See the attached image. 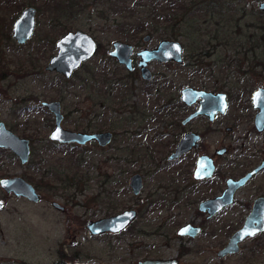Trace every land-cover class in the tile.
Returning a JSON list of instances; mask_svg holds the SVG:
<instances>
[{
    "label": "rangeland",
    "instance_id": "374dc122",
    "mask_svg": "<svg viewBox=\"0 0 264 264\" xmlns=\"http://www.w3.org/2000/svg\"><path fill=\"white\" fill-rule=\"evenodd\" d=\"M185 1L0 0V122H4L15 135L28 139L32 149V157L26 166L21 165L9 150L0 149V179L22 177L42 196V201L35 204L8 195L0 188V200L5 205V209L0 211V264H56L60 261L63 264H133L126 256L129 237L107 235L95 238L88 233L87 224L125 210H141L142 221L136 227L146 224L150 232L152 225L168 224L171 227L169 233L166 231L170 236L168 238L172 239L177 227L206 222L197 206L219 190V186L216 189L197 183L193 186L191 183L198 156L205 152L214 155L215 149L226 147L228 155L217 161L218 173L223 179L241 176L264 160V156L259 161L255 157L259 150L264 154V133H258L254 127L251 95L230 104L228 114L214 124L198 121L182 127L181 121L192 109L183 116L175 114L176 111L171 108L164 109L172 99V92L176 94L186 86L196 87L207 82L203 63L195 69L200 72L196 75L190 74L185 64L153 63L150 69L155 78L153 82L146 83L142 81L139 70L129 75L125 68L109 57L116 41L137 46L138 50L152 49L162 40H172L171 35L175 32L190 42L200 40L202 46L209 42L208 37L213 39V47L218 43L215 40L217 36L224 42L227 37H238L240 33L245 36L244 43L246 37L254 33V27L258 28L260 22L264 24L261 20L264 18L259 19L261 16L253 14L258 11V3L264 0H220L217 4L221 11L230 9L224 7L230 3H241L235 8L241 10L243 7L245 18H242L244 13L241 11L222 12L223 21L218 18L213 20L209 29L206 22L209 20L200 19L199 24L195 23L200 15L193 12ZM191 1H205L203 5H208L207 0ZM59 4L63 11L56 10ZM120 6L123 8L117 9ZM30 7L37 10L35 31L31 40L21 46L13 37V26L21 13ZM188 18L193 24L186 37L181 33L186 31L185 20ZM237 22L240 26L235 28ZM229 30L233 31L231 37L227 35ZM76 31L90 34L99 43L100 49L95 58L84 64L70 80L47 72L50 59L57 54L56 42L65 34ZM146 36L151 37L149 43L143 42ZM230 40L229 46H234L235 41ZM188 46L184 52L185 63L189 62L187 57L191 58ZM232 52L229 50L220 54L228 57ZM257 55L263 57V50ZM216 57L217 54H213L205 62L212 65ZM262 69L259 67L256 70L258 83L249 88V93L258 86L264 87ZM109 76L112 80L116 78L127 83L126 87L117 89L115 102L107 111L111 121L116 122L118 133L122 134L115 144L105 154L92 145L84 151L76 147L52 145L50 135L55 119L41 103H62V125L65 129L92 131L101 125L93 123L97 113L103 116L104 112L93 109V96L90 89L84 88L83 82H106ZM164 81L170 84L165 85ZM134 89L138 93L136 96ZM124 100L131 106L136 105L135 109L142 105L146 111L153 112L157 104L160 110L156 117L147 121V131L141 136L133 135L136 126L131 127L129 120L127 124V118L121 121L118 118L130 110L124 107ZM174 104L180 112L182 108H178V103ZM171 121L174 127H170ZM184 128L186 132L202 131L203 142L181 163H168L167 158L184 135ZM130 131L132 135L127 134ZM86 153L93 162L82 167L80 157ZM118 159L131 160L132 163L118 165L122 162L114 163ZM140 171L145 185L141 197L136 198L129 184L131 177ZM262 180L257 179L237 195V204L210 222L223 234H219L214 241L209 238L208 241L203 236L195 243L196 247H206L204 253H195V264L202 263L204 256L212 257L213 253L216 258L215 253L224 234H228L232 226L242 225V220L250 213L254 190L262 188L257 186L262 185ZM54 202L62 205L64 212L53 208ZM211 244L215 246L209 247ZM168 251L170 255L174 254L171 249Z\"/></svg>",
    "mask_w": 264,
    "mask_h": 264
},
{
    "label": "flooded vegetation",
    "instance_id": "af4514ba",
    "mask_svg": "<svg viewBox=\"0 0 264 264\" xmlns=\"http://www.w3.org/2000/svg\"><path fill=\"white\" fill-rule=\"evenodd\" d=\"M208 1L213 2V3L220 2V0H207V2ZM186 2L189 3L190 6H196L199 4L202 5L205 3V1H202L201 3H199V2H195V1H191V0L190 1L186 0L185 3ZM259 3H258V5H259ZM206 22H208V21H206ZM195 23L199 24V22H197V21ZM255 28H257V26ZM174 34L176 36H179L176 34V32ZM144 38H143V42H144ZM180 39L181 38H177V39L172 38V40H170V41H175V42H179L182 44V46H183L182 63H179L177 61H169V62L161 63V62L155 60V61H152L148 64L149 69H150V65L153 63H158V64H162V65L173 63V64H176L178 66H182L183 64H185V67L187 68L188 72L190 74L196 75V74H200V72L195 71V69H197L203 63L204 64V73L206 75L207 82L202 84V85H197L196 87L186 86L183 89H185L187 87H192V88H195L198 90L213 92L216 95L224 94L227 96L226 98H227V102L229 105L228 110H227L225 115L218 114L216 116L215 120L211 121L209 117H207L205 115H201V114L198 115L197 114L201 108L200 107L201 99L194 100L195 102H193L192 104L189 105L185 101H183V99H182L183 89L179 92L180 94L179 93L175 94V92H172L173 93L172 97H171L172 99L170 100L168 98L170 100V102L166 103V105L164 106V109H167V108L170 109L171 108L174 111H176L175 114L177 113L180 116L186 115V113H188L192 109V112L186 118L185 117L183 118V120L180 123V126L187 127L191 123L194 124L198 121H203L204 123L208 122L209 124H214L215 122H217V120L219 118H221V117L223 118L228 114L230 104L237 103V99L239 101H241L242 98L246 95H251L250 101H251V105H252L253 93L257 89L264 88V87L258 86L255 91H251L250 93H249V88L251 86H253L254 84L258 83V78L255 77L256 70L259 69V67H262L263 68L262 70L264 72V64L262 65L259 62L258 58H256L254 56V54H246L247 47L242 48L240 46H237V47L231 48V49L223 48L220 51L213 52L212 47L209 43L206 42L204 47H199L198 43H195L194 45L196 46V48H194L193 54L190 53L191 58L187 57V59H189V62L185 63L184 52H185V47H187V45L185 42H183L182 39H181L182 41H180ZM150 41H151V37H150V40L148 42H144V43H149ZM97 44H98V51H99L100 45L98 42H97ZM217 44L219 45V43H217ZM129 45H131V44H129ZM132 46H133V53L130 57V59L132 61V66H133L132 71L128 70V68L125 65L120 64L117 58H113L110 55V52L114 49L113 45H112V50L109 51V57L111 59H113L115 62H117V64L121 68H125L129 75H131V74H133L139 70L140 75H141V79L143 82H146V83L153 82V80L155 78L154 74H153L152 80H150V81L145 80L142 76V68L139 65L140 62L142 61V57L139 56L138 53L145 51V50H148L149 48H144V49L138 50L137 46H134V45H132ZM219 48H222V47H219ZM219 48H218V50H219ZM153 49H155V47L152 49L150 48L149 50H153ZM195 50H196V52H195ZM229 50L233 51L231 55H229L228 57H222L221 56V54H220L221 52H228ZM257 52H259V50ZM97 53H96V55H97ZM213 54H217L216 62L213 63L212 65L206 63L205 59L207 57H212ZM95 56L93 58H95ZM215 68H218V70H216L214 73H212V71ZM220 68H227L228 72L221 73V71H219ZM239 68H241L240 73L238 72ZM216 74H218V76H216ZM237 75L239 77H237ZM122 82H123V84H121ZM263 82H261V83H263ZM126 84H127L126 82L118 80L116 78L112 80L110 76L108 77V80L106 82L97 81V83H96L94 81V86H93L94 89H93V94H92L93 103H94L93 109L102 110L104 112V115L101 116L97 113L96 119H95V121H93V123L101 124V125H99L100 127L96 128V129H92V131H90V130H85L83 132L82 131H75V132H81V133H86V134L106 133V132L111 133L113 135V139H112V142L108 146L102 147L99 145V143L96 140L91 141V142L87 143L86 145L59 144V143H55V142L51 141L53 143L52 145H56L58 147H64V146L76 147L79 151H84L85 149H87L88 146L92 145L94 147V149H98L99 151H102L103 154H105L106 153L105 151H108L109 147L113 146L115 144V142L117 141L118 137L120 135H122L121 133H118V130L115 128L116 122L111 121L112 117L108 116L107 111L110 110L112 104L115 102V99L117 97V89L118 88L121 89L122 87H126L127 86ZM164 84L167 85V84H170V82L164 81ZM102 85H104V88L100 89L99 87ZM165 85H163V86H165ZM228 85H233V86L239 87V89L237 92H236V90L234 91V89H232V91H229L226 88ZM213 87H217V88H213ZM224 87H225V89H220V88H224ZM160 94H161V92H160ZM134 95L135 96L138 95V93L135 92V89H134ZM96 96H98L99 98ZM128 101H129V99H128ZM124 102H125L124 107L126 109L128 108V110L129 109L130 110L127 111L126 113H123L121 116H118V118L120 121L123 120L124 118H127V121H126L127 124H129V121H130L131 127L136 126V129H135L136 132L133 135L141 136L142 134H144L147 131V121L149 122V119L156 117L157 114H159L160 110L157 109V104L155 105V111L148 112V110L146 111V109L143 108L142 105L138 109H135L136 105L131 106L130 102L128 103L125 100H124ZM127 103H128V106H127ZM174 103H178V108L179 107L182 108L180 110V112H177L178 110L176 107H174V105H175ZM252 108H253V105H252ZM62 109H63V106H62ZM254 112H255L254 127L258 133L263 134L264 131L259 132L255 126V118H256L258 111L254 110ZM54 119H55V116H54ZM106 119H109V121H107ZM63 121H64V119H63ZM63 121H62V124H63ZM62 127H63V125H62ZM170 127H174V125H172V121H171ZM54 129H55V127H54ZM66 130H68V129H66ZM184 130H185L184 135L179 139V141L175 145L173 152L167 158L168 163H174V164L181 163V161L183 159H185L187 155L198 150L201 146V143L203 142L202 131L192 130V131L186 132L185 128H184ZM127 134L132 135V131L128 132ZM188 135H197L198 136V138H199L198 146L193 147L190 151L185 152L179 158H177L175 160H171L170 158L176 153L177 147H178V144L180 143V141ZM223 149L226 150V152L222 155H219L218 152L223 150ZM97 151L93 152V161H94V158H96ZM228 153H229V150L226 147H221L219 149L214 150V155H212V152H205L202 155L198 156L196 159L195 169L193 172V181L191 182V183H193V186H195V183H197L201 186H205V187H215L216 189H217V186H219V190L217 189V192L215 194L210 195L207 198H204V200H202L197 206L198 211L200 213H202L203 216L205 217V221H206V222L204 221L205 223H203V224L187 223V224L181 225V226L176 228L175 233L173 235L174 238L169 239L168 237H170V236L168 235V233L170 230L169 228L171 227L170 225H168V224L152 225L153 227H152V230L150 231L151 232L150 233V232H148L149 230H147V228H146V224L145 225L140 224L141 227H136L138 222L140 223L142 221L143 215L141 214V210L130 209V210H125V211L118 213L116 215H112L109 217H104V218H100L98 220H94V222H95V221H99V220H102L105 218L118 216V215H120L126 211H128V212L135 211L136 212L135 220L128 226L127 229L123 230L122 232H120V233L108 232L105 234L94 236L87 229V226L90 224V222H92V221H90L86 226L88 233L92 237H95V238L101 237V236H107V235H112V236L125 235V236L129 237L128 242L130 243V245L126 244V247L128 248L127 249L128 255H126V256L128 257V261L133 262V264L135 263L138 256H139V258H138L136 264H141L142 262H147V261H160L161 262L160 264H195L194 263L195 262V253H198V252L204 253L206 251V249H205L206 247L204 245L202 247L201 246L196 247L195 243L198 242L199 239L203 236H205L207 240L209 238V239L214 241V238H216L219 234L220 235L223 234V231L221 229H217L218 227L215 225H212L210 222L213 221L214 219H216L218 216H220L222 213H224L228 209L234 207L237 204V195H239L242 191L246 190L257 179L263 178L262 185H257L258 187L262 186V188H257L254 190V193H255L254 203H253L252 209L248 215H250L251 212L253 211L255 203L258 200H260L261 198L264 199V168H263L251 180H249L243 187H241L240 189H238L235 192V196L233 198V204L232 205L224 208L221 212L217 213L213 217H211L208 213H203L200 211L199 205L202 202H204L206 200L214 199L217 197H221L224 194V192L228 188V181L229 180L238 181L241 178H243L246 174H248L249 172L258 168L259 166H261L264 163V160L262 159L256 167H254L250 171L246 172L245 174L238 176V177H228L226 179L225 178L223 179L218 173L217 161H218V159L227 156ZM257 154L258 155L255 154V157H256V160L259 161L264 156V154L262 153L261 150H259V152ZM81 155H82V157H80V159L83 162H86V163L93 162L92 160H89L87 153L81 154ZM31 157H32V149H31V142H30V159H31ZM201 157H208L209 159H211L213 161L214 172H213V175L211 177L196 179L195 172L197 170L198 161ZM119 161H122V159L114 160V163L119 162ZM127 162L132 163L131 160H124V161L120 162L118 165L125 164ZM207 171H208V169L206 168L204 173H206ZM140 172L141 173H136L134 175H140L144 181L143 173H142V171H140ZM144 185H145V183H144ZM144 185H143V189H142L141 193L138 196H136L134 194L133 190L129 187L134 197H136V198L141 197V194L144 190ZM129 186H130V184H129ZM35 189H36V187H35ZM259 190H262V192H259ZM37 192H38V190H37ZM11 195H13V194H11ZM39 195H40V201L38 203H40L42 201V196L40 193H39ZM18 199H20V198H18ZM22 199H24V198H22ZM31 203H33V202H31ZM54 203H56V202H54ZM35 204H37V203H35ZM52 207L55 208L53 206V204H52ZM4 209H5V205L1 211H3ZM55 209L58 211H61V212H64V210H65V208H64V210H59L57 208H55ZM248 215L242 220L243 221L242 225L239 226V224H240L239 223L237 226H234V227L232 226L230 231H227L228 234H224L223 241L220 242V248L215 253L216 258H215L214 253H213L212 257L207 258L204 256L203 262L197 263V264H264V231L259 232L252 237H247L243 241L237 243V245L234 247V250H232V252H230L228 254H224V251L227 249L228 245L230 244L232 237L241 228H243V225H244L245 220L248 217ZM188 225L194 227L195 230L197 228L199 229V233L196 237H193L191 234L184 235V236H181L179 234V232L182 230V228H184ZM166 229H167L168 233H167ZM192 231H194V230H192ZM137 241H138V243H136ZM214 246L215 245H213V244L209 245V247H214ZM195 248H197L198 251H196ZM169 249H171L174 252L173 255L172 254L170 255V252L168 251ZM165 252L167 254H165ZM212 260H213V262H212ZM232 260H234V262H231Z\"/></svg>",
    "mask_w": 264,
    "mask_h": 264
},
{
    "label": "water",
    "instance_id": "95a60500",
    "mask_svg": "<svg viewBox=\"0 0 264 264\" xmlns=\"http://www.w3.org/2000/svg\"><path fill=\"white\" fill-rule=\"evenodd\" d=\"M258 10L264 14V1L258 5ZM35 8L25 9L13 26V37L18 45L27 44L34 35L36 26ZM150 36L144 38V42H148ZM55 47L57 54L54 55L46 67V71L56 73L63 76L66 80H70L75 76L82 66L93 59L98 52V44L96 40L84 31L69 32L60 38ZM113 50L110 55L117 58L119 63L125 65L128 70L132 71V61L130 59L133 53V46L127 43L116 41L113 43ZM142 57L140 67L142 68V76L145 80L153 79V73L149 69L148 64L152 61H159L161 63L169 61H177L182 63L183 46L179 42L162 40L158 47L153 50H145L138 53ZM227 96L224 94L216 95L213 92L198 90L192 87H187L182 91V99L187 104H192L194 100L200 101V110L198 115H205L214 121L218 114L225 115L228 110ZM253 109L258 111L255 118V126L259 132L264 131V88L257 89L252 95ZM42 107L46 108L51 114L55 116V129L50 135V141L59 144H79L86 145L91 141H97L100 146H108L113 139L111 133H93L86 134L66 130L62 127L64 119L62 104L59 101L43 102ZM55 137V138H54ZM191 140V141H190ZM199 138L197 135H188L183 138L178 144L176 153L170 158L175 160L182 154L190 151L193 147L198 146ZM0 149L9 150L19 160L21 165L25 166L30 161V141L21 138L10 131L4 122H0ZM226 150L218 152L222 155ZM208 169L204 173L205 169ZM264 168V163L258 168L246 174L240 180H229L228 188L221 197L206 200L199 205V209L203 213H208L211 217L221 212L224 208L233 204L235 192L243 187L249 180H251L258 172ZM214 172L213 161L208 157H201L197 164L195 172L196 179L211 177ZM0 188L11 195L14 194L17 198H24L30 202L38 203L40 195L35 187L27 182L22 177L1 178ZM131 189L134 194L138 196L143 189V181L140 175H134L131 179ZM53 206L59 210L64 208L58 203H53ZM4 208V203L0 200V211ZM135 211H126L118 216L105 218L99 221H92L87 226L88 231L92 235H101L105 233H120L127 229L128 226L135 220ZM194 230V231H192ZM264 231V199L258 200L253 208V211L245 220L243 228H241L231 239L224 254H228L234 250L237 243L243 241L247 237H252L255 234ZM193 232V233H192ZM199 229L188 225L179 232L181 236L191 234L196 237ZM160 261H147L141 264H160Z\"/></svg>",
    "mask_w": 264,
    "mask_h": 264
},
{
    "label": "trees",
    "instance_id": "16d2710c",
    "mask_svg": "<svg viewBox=\"0 0 264 264\" xmlns=\"http://www.w3.org/2000/svg\"><path fill=\"white\" fill-rule=\"evenodd\" d=\"M208 3V5H196V6H191L190 7V9H193V12H195L196 14H199L200 15V18L197 20V22L200 20V19H205V20H209L208 21V29H209V27H210V22H212L213 20H215V19H220V21H223L222 20V12H227V11H241V12H243V7H241L242 9L241 10H239V9H237V8H235V5H237V4H241V3H237V2H235V5H232L231 3L229 4V5H227V6H224V7H230V9H227V10H225V11H221L220 10V8H219V5L217 4V3H213V2H207ZM193 4V3H192ZM148 5V4H147ZM72 6H69V8H71ZM57 8V9H56ZM55 9L58 11H60V10H62V5L61 4H59V5H57V7H56ZM123 7H118L117 9H122ZM63 11V10H62ZM244 16L242 17V18H245V15H246V11L244 10ZM253 14H257V15H259V16H261V17H258L259 19H261V18H264V14L263 13H261V12H259V11H255V12H253ZM223 17H225V15H223ZM228 18V17H227ZM226 19V18H225ZM263 22H264V19H261ZM260 20V21H261ZM185 23L187 24V28H186V31L185 32H183L182 33V35H184V36H186V37H188V34L191 32V24H193V21L192 20H190V18H188V19H186L185 20ZM205 26V25H204ZM240 26V22H237L236 23V26H235V28L236 27H239ZM255 28V27H254ZM195 30H197V27L195 26ZM202 30V29H201ZM232 34H233V31L232 30H229L228 31V33H227V35L228 36H232ZM218 35H220V33H218ZM194 36H197V35H193V37ZM193 37H192V39H193ZM245 36H243V35H241V33H240V35L238 36V37H234V38H229V37H227L226 39H224V42L222 41V39H221V37L220 36H217L216 37V41L219 43V45L216 43L213 47H212V51L213 52H217L218 51V48L219 47H223V48H226V49H231V48H235V47H237V46H240V47H242V48H245V47H247V51H246V54H254V56L256 57V58H258V60H259V62L263 65L264 64V24H262V22H260L259 23V27L258 28H255V30H254V33L252 34V35H250L249 37H246V40H245V42L243 43V38H244ZM171 38H173V39H177V38H181L180 36H176L175 34H173V35H171ZM182 39V38H181ZM230 39H232V40H234L235 41V45L234 46H229V44H230V42H231V40ZM183 40V42H185L186 44L187 43H190V45L188 46V47H190L191 48V54H193V52H194V48H196V46L194 45L195 43H198V45H199V47H204V46H202L201 45V43H200V40H197V41H188V40H184V39H182ZM208 43L211 45V44H213V39H210L209 37H208ZM226 41V42H225ZM238 44V45H237ZM212 46V45H211ZM263 50V57H260V56H258L257 55V51L259 50ZM195 52H196V50H195ZM219 71H221V73H226V72H228V70H227V68H220L219 69ZM240 71H241V68H239L238 69V72L240 73ZM215 71L213 70L212 71V73H214ZM237 77H239L238 75H237ZM98 78V77H97ZM94 81L97 83V81L98 80H89V81H85V82H83V85H84V88L85 89H90V91H91V94H93V89H94ZM107 81V80H106ZM239 86V85H238ZM101 87H104V85H102V86H100L99 88H101ZM213 88H217V87H213ZM229 91H232V89H234V91L235 90H237L239 87H236V86H233V85H228L227 87H226ZM220 89H225V87L224 88H220ZM96 97H98V96H96ZM99 98V97H98ZM56 264H63L61 261H60V263L59 262H57ZM65 264V263H64Z\"/></svg>",
    "mask_w": 264,
    "mask_h": 264
},
{
    "label": "bare ground",
    "instance_id": "6f19581e",
    "mask_svg": "<svg viewBox=\"0 0 264 264\" xmlns=\"http://www.w3.org/2000/svg\"><path fill=\"white\" fill-rule=\"evenodd\" d=\"M80 162H81L82 167H83V166H87V165L89 164V163L83 162L82 160H80ZM133 176H134V175H133ZM133 176H132V177H133ZM132 177H131V179H132ZM12 178H13V177H12ZM131 179H130V186H129L130 188H131ZM142 181H143V178H142ZM144 183H145V182L143 181V185H144ZM13 195H14V194H13ZM14 196H15V195H14ZM15 197H16V196H15Z\"/></svg>",
    "mask_w": 264,
    "mask_h": 264
},
{
    "label": "snow or ice",
    "instance_id": "6c2138e0",
    "mask_svg": "<svg viewBox=\"0 0 264 264\" xmlns=\"http://www.w3.org/2000/svg\"><path fill=\"white\" fill-rule=\"evenodd\" d=\"M55 138V137H54Z\"/></svg>",
    "mask_w": 264,
    "mask_h": 264
}]
</instances>
